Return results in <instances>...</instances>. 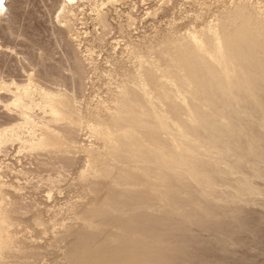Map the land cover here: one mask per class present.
Wrapping results in <instances>:
<instances>
[{"label": "rangeland", "instance_id": "obj_1", "mask_svg": "<svg viewBox=\"0 0 264 264\" xmlns=\"http://www.w3.org/2000/svg\"><path fill=\"white\" fill-rule=\"evenodd\" d=\"M0 211L3 264H264V0H4Z\"/></svg>", "mask_w": 264, "mask_h": 264}, {"label": "bare ground", "instance_id": "obj_2", "mask_svg": "<svg viewBox=\"0 0 264 264\" xmlns=\"http://www.w3.org/2000/svg\"><path fill=\"white\" fill-rule=\"evenodd\" d=\"M57 103V101H54V103ZM58 103H60V102H58ZM56 106V105H55ZM57 106H61V107H64L63 105H60V104H57ZM54 107V106H53ZM57 109V108H56ZM58 110V109H57ZM58 118V117H57ZM62 118V117H61ZM60 120V119H59ZM1 212V211H0ZM2 213V212H1ZM0 213V214H1ZM2 215H4L3 213H2ZM1 217V216H0ZM6 218V216L4 215L3 216V219L2 218H0V248H1V245L2 244H4V242H6V240L4 241V238L2 237L3 235H2V224H3V222H4V219ZM7 219V218H6ZM8 221V219L4 222L5 224H6V222ZM8 223V222H7ZM5 224H3V225H5ZM8 231V230H7ZM5 232V231H4ZM9 237H7V232H6V239H8ZM11 240V239H10ZM5 246H7V244H4ZM3 249H4V246H3ZM1 250V249H0ZM8 250V249H7ZM3 251V250H2ZM2 254H3V252H2ZM8 255V254H7ZM0 256H2V255H0ZM4 256H6V253L4 254ZM2 259H5L4 257H1ZM2 259H0V261L2 260ZM7 259V258H6ZM3 261V260H2ZM1 264H3L2 262H0Z\"/></svg>", "mask_w": 264, "mask_h": 264}, {"label": "snow or ice", "instance_id": "obj_3", "mask_svg": "<svg viewBox=\"0 0 264 264\" xmlns=\"http://www.w3.org/2000/svg\"><path fill=\"white\" fill-rule=\"evenodd\" d=\"M3 4H4V0H0V8L3 7Z\"/></svg>", "mask_w": 264, "mask_h": 264}]
</instances>
